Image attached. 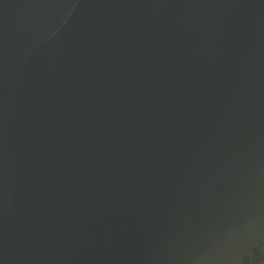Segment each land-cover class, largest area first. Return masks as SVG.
<instances>
[{
	"label": "water",
	"instance_id": "1",
	"mask_svg": "<svg viewBox=\"0 0 264 264\" xmlns=\"http://www.w3.org/2000/svg\"><path fill=\"white\" fill-rule=\"evenodd\" d=\"M0 264H264V0H0Z\"/></svg>",
	"mask_w": 264,
	"mask_h": 264
}]
</instances>
